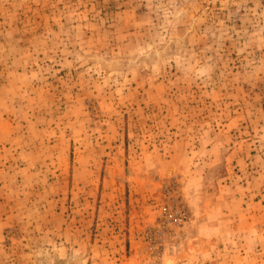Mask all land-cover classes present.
<instances>
[{
  "label": "rangeland",
  "instance_id": "obj_1",
  "mask_svg": "<svg viewBox=\"0 0 264 264\" xmlns=\"http://www.w3.org/2000/svg\"><path fill=\"white\" fill-rule=\"evenodd\" d=\"M264 264V0H0V264Z\"/></svg>",
  "mask_w": 264,
  "mask_h": 264
},
{
  "label": "bare ground",
  "instance_id": "obj_2",
  "mask_svg": "<svg viewBox=\"0 0 264 264\" xmlns=\"http://www.w3.org/2000/svg\"><path fill=\"white\" fill-rule=\"evenodd\" d=\"M167 264H172V262H171V261H169Z\"/></svg>",
  "mask_w": 264,
  "mask_h": 264
}]
</instances>
